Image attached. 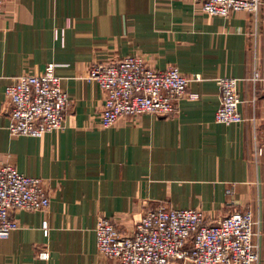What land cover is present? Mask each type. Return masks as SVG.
<instances>
[{
    "label": "crops",
    "instance_id": "0c3cea01",
    "mask_svg": "<svg viewBox=\"0 0 264 264\" xmlns=\"http://www.w3.org/2000/svg\"><path fill=\"white\" fill-rule=\"evenodd\" d=\"M133 54L201 79L190 82L178 114L144 113L105 127L104 93L84 76L92 63ZM52 63L71 99L64 127L12 135L6 87ZM257 70L264 76V5L258 16L238 10L227 17L208 15L195 0H5L0 166L42 177L51 205L16 212L20 227L0 236V264H118L97 249L101 216L130 235L151 208H198L211 223L248 206L262 221L264 264V153L256 156L257 145L264 148V80L253 81ZM219 77L238 79L243 122L216 121ZM45 250L47 259L39 256Z\"/></svg>",
    "mask_w": 264,
    "mask_h": 264
},
{
    "label": "built area",
    "instance_id": "2783aa9c",
    "mask_svg": "<svg viewBox=\"0 0 264 264\" xmlns=\"http://www.w3.org/2000/svg\"><path fill=\"white\" fill-rule=\"evenodd\" d=\"M208 15L229 16L238 10L258 16L264 0H195ZM5 0H0V20ZM255 47V44H254ZM87 81H95L104 93L102 124L111 127L122 117L152 113L158 117L180 112V100L188 94L189 75L177 65L155 69L141 54L128 55L118 62L92 63ZM264 80L259 70L253 81ZM220 104L215 113L218 123L234 124L245 120L240 111L242 99L238 79L219 77ZM9 100L8 129L12 135L42 137L64 127L70 95L62 79L49 64L42 73H25L5 89ZM192 97H197L192 94ZM264 148L257 145L256 156ZM233 194L234 189H228ZM51 205L45 180L27 175L14 164L0 166V236L20 227L16 212L43 211ZM262 221L252 206L236 210L216 222H207L198 208L157 207L148 209L130 235L119 232L109 217L98 218L95 233L97 249L118 264H259ZM42 228L49 234V223ZM49 258L47 250L40 252Z\"/></svg>",
    "mask_w": 264,
    "mask_h": 264
}]
</instances>
